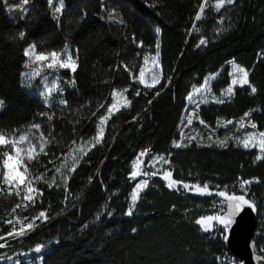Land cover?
I'll list each match as a JSON object with an SVG mask.
<instances>
[{"label":"trees","instance_id":"16d2710c","mask_svg":"<svg viewBox=\"0 0 264 264\" xmlns=\"http://www.w3.org/2000/svg\"><path fill=\"white\" fill-rule=\"evenodd\" d=\"M214 1L64 0V9L56 18L48 0H29V11L16 20L0 0V100L4 105L0 132L11 136L39 123L41 127L33 129L35 151L39 153V138L47 141V155L40 153L38 160L25 161L29 178L42 192L35 205L25 209L22 193L17 197L14 188L9 194L0 185V237L22 224L42 222L35 218L44 211L47 221L24 237L8 241L19 243L21 251L37 244L48 246L34 254L32 262L242 264L227 246L224 236L228 231H204L196 223L201 216L224 213L226 205L218 192L223 189L230 194L247 193L254 203L258 226L253 248L264 258V155L257 159V148L234 141L222 145L208 140L211 131L216 137L226 135L233 125L223 128L221 124L229 120L255 124L264 132V0H234L223 9L227 26L221 31ZM111 8L122 23L102 19ZM21 31L26 33L24 38L19 37ZM202 38L207 43L199 45ZM67 42L76 51L77 70H62L72 79L63 93L65 102L47 105L23 84L24 49L35 43L37 52L62 51ZM157 42L162 76L152 89H146L133 76L143 57L156 52ZM232 59L249 71L250 84L236 86L233 96L223 103L202 104L197 113L203 123L185 129V134H191L198 127L201 137L187 136L176 147L188 95L216 72L212 89L219 95L231 82L228 61ZM125 88L129 106L113 112L102 142L90 148L71 174L68 190L56 185L48 189L46 181L59 176L55 168L65 155L95 136L98 118L111 104L112 91ZM136 91L141 94L137 96ZM145 149L147 157L167 156L172 177L180 184L170 188L164 177L150 176L133 215L128 216L130 193L136 184L130 176L131 163ZM4 150L10 151L9 145L0 147V152ZM244 180L249 184L241 189ZM182 183L208 184L211 191L189 192ZM18 203L21 208H16Z\"/></svg>","mask_w":264,"mask_h":264},{"label":"snow or ice","instance_id":"6c2138e0","mask_svg":"<svg viewBox=\"0 0 264 264\" xmlns=\"http://www.w3.org/2000/svg\"><path fill=\"white\" fill-rule=\"evenodd\" d=\"M234 0H217V3L215 5L216 9L219 10L222 8L225 4L232 5ZM25 4L29 3V0H24ZM49 5L52 4V0H48ZM64 8V0H60V6L55 8L56 13H60L61 10ZM201 10H203V5H201ZM111 19V17H110ZM197 20L200 19V16L197 15ZM155 32L158 34L160 32V28L157 27L155 29ZM26 36V33L24 31L19 32V37L24 38ZM207 43L206 39H200L199 45H204ZM198 45V46H199ZM36 47L37 45L34 43H30L25 49H24V55L25 57H29L30 59H34L35 61H45L51 58V63L47 65L48 68H60V69H71L74 73L77 70V62L72 58L71 52H67L66 59H60L61 53L56 51L48 52L47 54L45 51H40L39 53H36ZM160 51H159V42L156 44V57H159ZM145 61L149 59V57H144ZM237 71L240 72L242 75L239 77V79H233L232 83L236 84L239 83L241 85H246L249 83L248 80V73L244 71L243 69L239 68L237 66ZM39 75V73H36ZM160 82V75L159 73H155L151 76V83H148L145 79V70L143 68L140 69V75L138 78V83L140 85H143L146 89H152L156 84ZM57 87L56 82H52L51 87L47 89V94L51 95L53 92V89ZM124 92H127V89H123ZM199 91V89H198ZM229 91H231V88H229ZM253 93L256 92L255 87L251 89ZM141 93L140 91H136V95L139 96ZM147 94V93H145ZM112 103L107 106V111L104 115H100L98 118V123L96 124V133L95 136L92 138L91 141H84L82 145L73 148L70 150L64 157V162H62L58 167L55 168V173L59 174L57 177L54 175L50 180L46 181L48 189H52L53 185H56L57 187H63L65 191L68 190V182L71 177V174L74 173L77 169V166L80 164L81 160L88 154V151L90 148L95 147L97 144L101 143L104 137L105 132V125L107 124L108 120L110 119L111 115L113 114L114 110L118 111L119 106L122 107H128L130 104V101L127 103H124L122 105L119 104V101H117V92L116 90L112 91ZM159 95V93H157ZM61 103H64L65 101L61 100ZM218 103H223L222 100L217 101ZM151 103V101H149ZM119 105V106H118ZM3 101L0 100V108H2ZM100 107H104V105H101ZM93 116L96 115V113H92ZM249 114L245 113V116L247 117ZM51 119V117H49ZM186 122L188 125H191L193 123V117L192 115H188L186 118ZM200 123H203V121H200ZM228 124H231L232 121H227ZM41 125L39 123H34L32 125V128L28 129L27 133L20 134L19 136H13L11 139H9L7 136L0 134V146H11V151L4 150L0 152V185L6 186L9 190V194L12 193L13 188L15 189V195L17 197L21 196V192H23V199L22 204L23 207L26 209L29 204L35 205L36 204V197L42 195V192L35 188L33 186V180L29 179V169L25 163V161L31 163L34 159H39V154L44 153L45 149V143L47 141H43V138H39L42 142L39 143V153L35 151V145L31 144V140L28 141L29 146L27 147H19L18 142L25 141L27 139L28 133H31L32 129H39ZM253 129L256 128V125H251ZM181 136L183 137V133H181ZM191 139H196V137H192ZM256 140V133L249 134L248 139H245L243 141V146L245 148L249 147L250 142ZM75 143V141H73ZM222 145L224 142H220ZM258 143L261 151H264V132L258 133ZM176 147H181L180 143L174 142ZM255 146V144H253ZM148 151V149H145L140 153V157H143L145 153ZM47 155V153H44ZM260 157H257L259 159ZM160 160L164 163L167 161L164 160L163 157H160ZM139 157L136 161L133 162V171L131 172V177L135 179L139 175V172L135 169L139 167ZM23 169V171H21ZM67 173V174H65ZM147 175V173H144ZM157 175L156 172H152V176ZM171 177V172H165L164 173V179H169ZM41 179L40 176L35 177L36 181H39ZM57 179H59V183H57ZM148 180H141L140 183L135 185V188L132 191L131 194V203L129 204L126 214L128 216L133 215V210L135 208L136 201L138 199L139 193L143 190V188H146L148 186ZM175 183V182H173ZM173 183H169L168 187H172ZM249 184L248 180H244L241 184V189L244 188L245 185ZM23 186V188L21 187ZM183 187L188 188L189 186L187 184L183 185ZM205 188L208 187V185L204 186ZM247 193L242 195H236L233 193L232 195H228L225 191H220L219 196L225 199V205L227 208V212L223 215H215V216H201L200 219L196 221L198 225H202V228L204 231L212 230L213 228L215 230H219L222 233H226V231L231 227V225L234 222V218L240 213V211L245 207L249 206L252 207L253 211H255V205L250 199H246ZM21 203L16 204V208H21ZM15 211V209H13ZM111 213H109L110 215ZM36 220L40 221H47L49 217L46 215L44 211H40L38 217L35 218ZM215 221V225L212 224V222ZM9 223H12V221H9ZM34 222H29L22 224L20 228L17 230L13 228L12 232H9L7 235L12 236L15 234L18 237H24L25 235L29 234L35 227ZM135 231V229H133ZM224 238L227 240L228 236L225 235ZM4 239V237H0V240ZM6 244L0 243V248H4ZM42 245L37 244L34 251L36 253H40L42 249ZM6 259H11V257H4ZM16 264H20V261L17 260Z\"/></svg>","mask_w":264,"mask_h":264},{"label":"rangeland","instance_id":"374dc122","mask_svg":"<svg viewBox=\"0 0 264 264\" xmlns=\"http://www.w3.org/2000/svg\"><path fill=\"white\" fill-rule=\"evenodd\" d=\"M5 3V7H6V12L10 17L15 18L16 20L24 18L25 15L27 14V12L30 9V5L25 4L24 0H3ZM217 3V0H215L212 3L213 9L219 14V18H218V30H222L224 28V26L226 25V19H225V11L223 12V9L229 5L225 4L222 8H220L219 10L216 9L215 5ZM52 6L55 12V8L60 6V0H52ZM115 7V6H114ZM64 9V8H63ZM63 9L61 10V12L63 11ZM116 9V7L114 8ZM113 8H111L110 12H104V14L101 15L102 19H111L110 20H114L117 21L119 23L123 22V19L121 16H119V14L117 13V11L115 12ZM60 13H54L56 18H59ZM35 44V43H34ZM51 52V51H50ZM61 53L60 59H66V53L67 52H71L72 58L74 60H76L77 62V55H76V51L74 49V47L67 42L65 48L62 51H56ZM36 53H39L36 51ZM46 54L48 52H45ZM147 57H149V59L147 61H145L144 57L142 59V64L140 66V69L143 68L145 70V79L148 83H151V76L155 73H159L160 75V80H161V76H162V71H161V64H160V60L159 57H156V52L152 53L150 55H146ZM51 58H49L48 60L45 61H35L34 59H30L29 57H27V62H26V66L24 68V71L22 72V79H23V84L24 86H26L32 93L38 95L39 97H41L42 99H44V101L46 102L47 105L57 101L59 103H61L60 101L63 100V93L65 91V88L68 85L72 84V79H70L67 75H64L62 73V70H68L70 72H72L71 69H60V68H48L47 65L49 63H51ZM230 70H231V82L230 84L225 87L222 92L218 95L216 93H214L213 89H212V82L214 80V78L216 77V75L218 74V72L216 73H212L209 74L205 81L199 85V86H195L194 89L191 91V93L188 95L187 97V106L184 110L183 113V118H182V122H181V126H180V136L181 133H183V137L181 136L180 139L174 141L176 143H180L181 145L185 143V137H189L190 139L192 137H196L199 136L201 137V129H199L198 127H196L191 134H185V129H187L189 126H191L192 124L196 123V122H200V118L198 116L197 110L198 108L202 105V104H207V103H211V102H217L220 100H228L229 98H231L233 96L234 93V89L236 86H243L239 83L233 84L232 81L233 79H239V77L242 75L240 72L237 71V66H239V68L243 69L244 71H246L248 73V80H249V71L243 67L242 65L238 64L235 60H229L228 61ZM140 69L139 71L136 73V75L133 76V80H138L139 75H140ZM36 73H39V75H37ZM56 82L57 87L55 89H53V92L51 95L47 94V89L49 87H51L52 82ZM250 83L246 84L249 85ZM229 88H231V91H229ZM199 89V91H198ZM117 92V101H119V104L122 105L124 103H127V98L125 95V92L122 89H115ZM113 99V98H112ZM64 101V100H63ZM112 103V101H111ZM63 104V103H61ZM119 106V105H118ZM122 106H119V108ZM1 110V108H0ZM107 111V110H106ZM115 111V110H114ZM41 115V114H40ZM188 115H192L193 117V123L191 125H188L186 122V117ZM232 123L228 124L227 121L223 122L221 124V126L223 128H226L230 125H233V128L229 129L227 131L226 135H222L221 137H216L215 132L211 131L208 132V137H209V141L215 142V143H219L220 142H230V141H234L238 144H240L241 146H243V141L245 139H248L249 134L251 133H256V140L250 142L249 147L247 148H257L258 152H259V157L264 155V151H261L260 147H259V143H258V133L259 132H263L258 130L257 128L253 129L251 127V125L249 123H246L245 121H234L231 120ZM32 128V127H31ZM27 130L22 131L19 134H12L11 136H7L9 139H11L13 136H19L20 134L23 133H27ZM0 134H2L0 132ZM4 135V134H2ZM6 136V135H5ZM31 140V144L36 146L35 141V135H34V130L32 129L31 133H28L27 139L25 141L22 142H18V146L19 147H27L29 146L28 141ZM223 143V144H224ZM253 144H255V146H253ZM175 145V144H174ZM80 146V144H76L75 148ZM1 147V146H0ZM10 147V151H11V146ZM244 147V146H243ZM36 150V149H35ZM140 153L139 152L132 160V171H133V162L137 160V158L139 157L140 163H139V167L136 168L135 170L139 172V175L137 177H135L134 180H136V184L140 183L141 180H145L152 176V172H156L157 175H160L162 177H164V173L165 172H171L170 168H169V158L167 156H165L164 154H152L149 157L148 156V151L145 153V155L143 157H140ZM160 157H163L165 161H167L166 163L162 162L160 160ZM21 171H23V169H21ZM131 171V172H132ZM144 173H147V175H145ZM131 176V174H130ZM30 179V178H29ZM133 179V178H132ZM168 185L169 183H173L174 188L179 186V182L176 181L175 179H173L172 177V172H171V177L169 179L166 180ZM251 182V181H250ZM135 184V185H136ZM187 184L189 187L185 188L183 187V185ZM208 185V184H200V183H182L181 186L189 192H193V193H208L210 192V188L209 186L207 188H205L204 186ZM33 186L34 182H33ZM23 188V186H21ZM135 188V186L133 187V189ZM132 189V191H133ZM144 189V188H143ZM132 191L130 193V203H131V194ZM220 191H225L228 195H232L230 193H228L226 190H219ZM22 193V197H23V192ZM141 193V192H140ZM139 193V196H140ZM138 196V199H139ZM246 199H248L245 196ZM137 199V200H138ZM225 199L224 198V203H225ZM137 202V201H136ZM227 212V208H225L224 213L222 214H215V215H223ZM213 215V216H215ZM44 222V221H42ZM40 222V223H42ZM38 223V224H40ZM215 221L212 222L213 225H215ZM36 224V226L38 225ZM229 230V229H228ZM227 230V231H228ZM12 232V231H11ZM16 235L13 234L12 236H3L4 238L7 239H2L0 240V243L6 244V246L4 248H0V264H16V261L19 260L20 264H44L41 259H37L35 262H32V256L34 254L39 255L43 250L47 249L48 246L46 245H42V249L40 253H36L34 251V249H31L29 251H21V249L18 248L19 243L17 242H8L11 238H14ZM9 237V238H8ZM11 257V259H6L4 257Z\"/></svg>","mask_w":264,"mask_h":264},{"label":"water","instance_id":"95a60500","mask_svg":"<svg viewBox=\"0 0 264 264\" xmlns=\"http://www.w3.org/2000/svg\"><path fill=\"white\" fill-rule=\"evenodd\" d=\"M258 226L257 211L245 206L234 218L228 230L226 240L230 252L239 258L242 264H264V258L254 252L253 239Z\"/></svg>","mask_w":264,"mask_h":264}]
</instances>
